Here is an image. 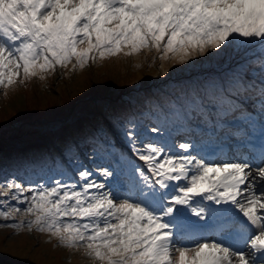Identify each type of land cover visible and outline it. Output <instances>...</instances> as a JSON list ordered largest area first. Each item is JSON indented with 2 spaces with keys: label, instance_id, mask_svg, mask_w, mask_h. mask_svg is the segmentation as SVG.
Masks as SVG:
<instances>
[{
  "label": "snow or ice",
  "instance_id": "obj_1",
  "mask_svg": "<svg viewBox=\"0 0 264 264\" xmlns=\"http://www.w3.org/2000/svg\"><path fill=\"white\" fill-rule=\"evenodd\" d=\"M240 38L264 45V0H0V89L45 81L58 66L83 70L145 49L184 64L224 53ZM210 87L214 93L202 89L190 106L225 131L223 141L242 136L228 118L251 115H235L240 105L231 85ZM259 95L264 112V83ZM127 136L134 141L136 133ZM132 147L144 166L131 167L123 181L118 162L97 168L99 181L84 169L79 182L28 189L7 183L0 218L16 232H46L63 247L82 249L92 264H264V153L249 158L243 150L254 151L251 143L235 145L240 158L233 160L225 147L208 154L221 159L171 152H187L189 142ZM25 192L31 195L21 200ZM8 198L27 204V219H15L21 209ZM215 225L218 231L210 230Z\"/></svg>",
  "mask_w": 264,
  "mask_h": 264
},
{
  "label": "rangeland",
  "instance_id": "obj_2",
  "mask_svg": "<svg viewBox=\"0 0 264 264\" xmlns=\"http://www.w3.org/2000/svg\"><path fill=\"white\" fill-rule=\"evenodd\" d=\"M243 41L240 38L224 53L210 51L184 64L161 61L154 50L145 49L139 55L131 56L121 53L90 64L83 70L72 71L71 66H58L45 81L33 78L8 89H0V158L5 153L20 152L24 142L34 143L36 139L55 137L63 130V125L68 124L69 121L64 124L58 122H62V117L68 116L69 112L72 116L68 125L73 126L83 114L105 108L109 100L133 97V90L139 85L147 87V93L155 92L161 96V91L170 93L184 85L194 71L193 77L203 80L199 76L200 69L223 66L235 60ZM195 97L191 96L185 104L193 105ZM262 116L264 113L258 110L250 121L236 119L243 133L241 137L252 133L255 121L261 120ZM190 119L199 124L202 122L194 114ZM124 124L128 126L130 122ZM217 139L224 142L219 136L211 139V143ZM30 143L25 144V149L33 147ZM11 146H16V150ZM9 182L28 186L23 180L18 182L11 178ZM0 187H3L1 182ZM22 218L27 219L15 217L17 221ZM0 264H92V261L83 255L82 249L63 247L46 232H29L26 228L16 232L7 227L0 229Z\"/></svg>",
  "mask_w": 264,
  "mask_h": 264
},
{
  "label": "trees",
  "instance_id": "obj_3",
  "mask_svg": "<svg viewBox=\"0 0 264 264\" xmlns=\"http://www.w3.org/2000/svg\"><path fill=\"white\" fill-rule=\"evenodd\" d=\"M97 118H98V120L100 119V117H97ZM83 123H84V126H83L82 123L77 124V128L73 131V132H76L75 134L79 135L81 133H85L86 132V128L85 127L88 125V122L84 121ZM56 136H58V134H56ZM59 139L61 140V142L65 143V140H68V137L63 136L62 138H59ZM42 148L36 147L33 150L35 151V150L42 149ZM30 149H32V148H30ZM0 159H2V157ZM2 200L3 199H1V201Z\"/></svg>",
  "mask_w": 264,
  "mask_h": 264
}]
</instances>
